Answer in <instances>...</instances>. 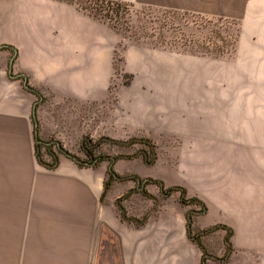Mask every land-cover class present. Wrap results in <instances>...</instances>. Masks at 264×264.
Returning a JSON list of instances; mask_svg holds the SVG:
<instances>
[{
	"label": "crops",
	"instance_id": "obj_1",
	"mask_svg": "<svg viewBox=\"0 0 264 264\" xmlns=\"http://www.w3.org/2000/svg\"><path fill=\"white\" fill-rule=\"evenodd\" d=\"M118 1L231 21L230 127L217 118L216 128L231 141V171L218 166L211 181L194 176L186 189L202 204L180 211L178 224L167 215L163 230L153 220L146 242L145 227L102 207L101 197L97 204L49 195L37 137L52 133L74 146L87 136L79 110L108 94L120 37L75 4L7 0L0 6V264H202L200 245L205 264H264V0ZM161 231L167 244L159 243Z\"/></svg>",
	"mask_w": 264,
	"mask_h": 264
},
{
	"label": "rangeland",
	"instance_id": "obj_2",
	"mask_svg": "<svg viewBox=\"0 0 264 264\" xmlns=\"http://www.w3.org/2000/svg\"><path fill=\"white\" fill-rule=\"evenodd\" d=\"M6 4L0 0V6ZM110 8L94 13L120 37L109 92L79 110L86 127L90 124L83 140L71 146L49 133L40 139L41 155L49 165V152L58 156L55 168L44 166L49 195L94 198L98 204L108 182L101 206L123 209L127 219L145 227L146 242L153 220L163 230L170 214L179 223L188 206L180 191L166 195L167 189L183 188L189 200L186 186L196 176L215 180L222 165L231 171V141L216 128L217 118L230 127L232 23L147 7ZM190 117L201 118V124L188 125ZM110 167L115 177L109 176ZM175 241L180 243L179 228ZM159 243H168L163 231Z\"/></svg>",
	"mask_w": 264,
	"mask_h": 264
},
{
	"label": "trees",
	"instance_id": "obj_3",
	"mask_svg": "<svg viewBox=\"0 0 264 264\" xmlns=\"http://www.w3.org/2000/svg\"><path fill=\"white\" fill-rule=\"evenodd\" d=\"M56 1H59V2H65V3H70V4H75L77 5V7L81 10V11H84L90 15H93L94 17H96L94 15L95 12H102V11H105L106 7L108 6V8L111 10L110 6L111 5H114V6H125V7H128V6H131L129 4H126V3H123V2H120L118 0H86L85 4L84 5H81L78 3V1L76 0H56ZM112 12H115L114 10H112ZM97 18V17H96ZM42 141L37 137V140H36V157H37V160L38 162L43 165V166H46V167H49V168H55L58 164V156L57 154H55L54 152L50 151L49 154L53 160V164L49 165L47 163L44 162V160L42 159V155H41V149L43 147L42 145ZM59 150L61 152H63V149L62 148H59ZM68 155V154H67ZM69 157H71L76 163H79L80 161H78L77 159L75 160L74 157L68 155ZM109 176L112 178V177H115L116 176V173L113 169V167H110L109 171ZM150 182L152 183H155V184H161L159 181H156V180H149ZM110 183H105L104 185V191L101 195V198L103 199L107 190L109 189L110 187ZM175 191H180L182 193V198H181V203L184 204V205H189V204H202L198 199L196 198H191L189 200H186L185 198V190L183 188H169L166 190V195H170L171 193L175 192ZM206 211V207L205 205L203 204V210L200 211V213H204ZM121 216H122V219L124 220L126 217H125V213H124V210H119ZM192 216H193V213H191L187 219V224H186V227H187V232H188V235L189 236H192V233H191V225H192ZM221 226H217V227H214L208 231H205L204 233H208L210 231H213V230H216L218 228H220ZM228 242V238L226 240ZM201 247V250L203 251L204 253V256L206 255V252L203 248L202 245H200ZM203 256V259H202V264H205V261H206V258H204Z\"/></svg>",
	"mask_w": 264,
	"mask_h": 264
}]
</instances>
